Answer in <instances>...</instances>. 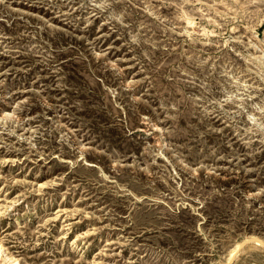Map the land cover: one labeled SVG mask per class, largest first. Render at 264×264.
I'll use <instances>...</instances> for the list:
<instances>
[{
    "label": "rangeland",
    "instance_id": "obj_1",
    "mask_svg": "<svg viewBox=\"0 0 264 264\" xmlns=\"http://www.w3.org/2000/svg\"><path fill=\"white\" fill-rule=\"evenodd\" d=\"M263 16L0 0V264H264Z\"/></svg>",
    "mask_w": 264,
    "mask_h": 264
},
{
    "label": "bare ground",
    "instance_id": "obj_2",
    "mask_svg": "<svg viewBox=\"0 0 264 264\" xmlns=\"http://www.w3.org/2000/svg\"><path fill=\"white\" fill-rule=\"evenodd\" d=\"M186 15V14H185ZM187 16V15H186ZM263 18V20H264V16L262 17ZM262 20V19H261ZM260 20V21H261ZM187 23L188 24H192V21L191 20H187ZM261 24H264V23H261ZM264 30V29H263ZM257 35V34H256ZM260 36V35H259ZM258 37V36H257ZM255 44V43H254ZM257 45V44H256ZM260 59V58H259ZM262 60H260V62H261ZM262 63V62H261ZM249 240V241H248ZM248 242V243H247ZM247 243V244H246ZM246 244V245H245ZM244 245V246H243ZM250 246H254V247H256V248H258V249H262V250H264V239L262 238V237H260V236H255V235H253V236H251L250 238H248V239H243V240H241L237 245H236V247L234 248V250L233 251H231V253L229 254V257L227 258V262L226 263H229V261L231 260V258L237 253V252H239L238 250H241V248H242V250L241 251H243V248H246V247H250ZM2 246H0V248H1ZM3 248V247H2ZM254 249V248H253ZM248 250V249H247ZM246 251V250H245ZM224 263V262H223ZM225 264V263H224Z\"/></svg>",
    "mask_w": 264,
    "mask_h": 264
},
{
    "label": "water",
    "instance_id": "obj_3",
    "mask_svg": "<svg viewBox=\"0 0 264 264\" xmlns=\"http://www.w3.org/2000/svg\"><path fill=\"white\" fill-rule=\"evenodd\" d=\"M248 243V242H247Z\"/></svg>",
    "mask_w": 264,
    "mask_h": 264
}]
</instances>
